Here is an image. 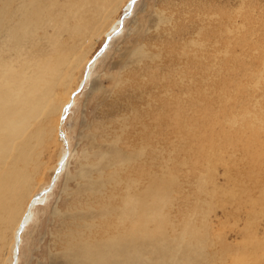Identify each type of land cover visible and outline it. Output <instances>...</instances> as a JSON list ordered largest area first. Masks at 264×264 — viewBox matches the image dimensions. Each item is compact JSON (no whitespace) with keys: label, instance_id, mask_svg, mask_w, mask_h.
Returning a JSON list of instances; mask_svg holds the SVG:
<instances>
[{"label":"rangeland","instance_id":"obj_1","mask_svg":"<svg viewBox=\"0 0 264 264\" xmlns=\"http://www.w3.org/2000/svg\"><path fill=\"white\" fill-rule=\"evenodd\" d=\"M117 35L96 59L66 118L73 155L53 195L32 213L18 264H66L65 211L90 177L88 169L103 167L113 149L128 154L153 138L162 150L144 157L172 178L168 215L177 225L171 232L179 234L180 220L188 216L200 226L202 215L193 208H202L212 222V250L223 255L206 264H264V0H136ZM228 40L231 46L224 45ZM80 72L57 87L60 97ZM172 90L182 97L174 103L186 104L177 116L194 109L190 120L174 135L153 132L155 115L175 99ZM166 136L174 139L172 146L161 145ZM59 150L54 143L44 152L47 167ZM160 154L162 164L155 160ZM201 185L213 193L200 191Z\"/></svg>","mask_w":264,"mask_h":264},{"label":"bare ground","instance_id":"obj_2","mask_svg":"<svg viewBox=\"0 0 264 264\" xmlns=\"http://www.w3.org/2000/svg\"><path fill=\"white\" fill-rule=\"evenodd\" d=\"M135 1L0 0V264L20 262V247L32 213L53 195L57 180L67 172L73 154L66 118L96 59L118 37ZM99 43L103 47L96 49ZM224 45L232 43L228 40ZM78 69V81L60 97L57 87L67 79L71 82ZM177 96L174 92V101L165 104L158 115L154 113L153 132L165 129L174 135V130L187 125L194 109H186L182 118L177 116L186 107L174 103ZM153 139L128 154L113 149L111 157L105 156L108 160L103 167L88 165L90 177L75 191L72 209L65 211L70 220L61 248L66 264H206L220 253L212 250L211 221L202 208H193L202 215L200 226L196 216H181V232H171L177 225L168 215L172 178L164 176L167 171L161 175L150 164L153 160L144 157L148 152L147 157L150 154L153 159L151 152L162 150L160 144L154 148ZM166 139L161 143L164 147L175 143L173 138ZM54 143L60 150L47 167L43 154ZM160 159L156 155V162ZM40 175L43 181L39 183Z\"/></svg>","mask_w":264,"mask_h":264}]
</instances>
